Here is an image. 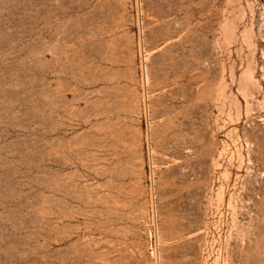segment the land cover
Wrapping results in <instances>:
<instances>
[{"label": "rangeland", "instance_id": "obj_1", "mask_svg": "<svg viewBox=\"0 0 264 264\" xmlns=\"http://www.w3.org/2000/svg\"><path fill=\"white\" fill-rule=\"evenodd\" d=\"M0 264H264V0H0Z\"/></svg>", "mask_w": 264, "mask_h": 264}]
</instances>
